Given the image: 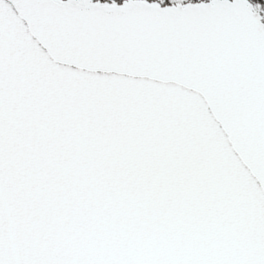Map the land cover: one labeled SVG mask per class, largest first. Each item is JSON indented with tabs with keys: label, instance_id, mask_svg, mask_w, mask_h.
Listing matches in <instances>:
<instances>
[{
	"label": "snow or ice",
	"instance_id": "obj_1",
	"mask_svg": "<svg viewBox=\"0 0 264 264\" xmlns=\"http://www.w3.org/2000/svg\"><path fill=\"white\" fill-rule=\"evenodd\" d=\"M0 264H264V0H0Z\"/></svg>",
	"mask_w": 264,
	"mask_h": 264
}]
</instances>
